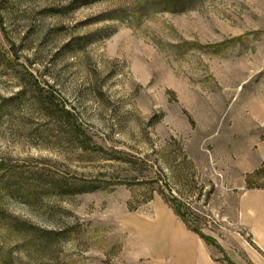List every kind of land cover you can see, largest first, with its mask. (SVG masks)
<instances>
[{
	"label": "rangeland",
	"instance_id": "rangeland-1",
	"mask_svg": "<svg viewBox=\"0 0 264 264\" xmlns=\"http://www.w3.org/2000/svg\"><path fill=\"white\" fill-rule=\"evenodd\" d=\"M170 216L264 264V0H0V264H156Z\"/></svg>",
	"mask_w": 264,
	"mask_h": 264
},
{
	"label": "crops",
	"instance_id": "crops-1",
	"mask_svg": "<svg viewBox=\"0 0 264 264\" xmlns=\"http://www.w3.org/2000/svg\"><path fill=\"white\" fill-rule=\"evenodd\" d=\"M170 216L173 234L160 239L156 264H217L200 239Z\"/></svg>",
	"mask_w": 264,
	"mask_h": 264
}]
</instances>
